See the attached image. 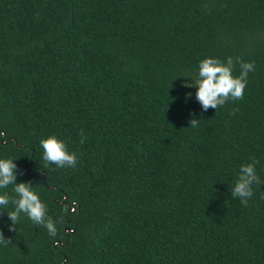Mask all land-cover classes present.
<instances>
[{
  "label": "trees",
  "instance_id": "16d2710c",
  "mask_svg": "<svg viewBox=\"0 0 264 264\" xmlns=\"http://www.w3.org/2000/svg\"><path fill=\"white\" fill-rule=\"evenodd\" d=\"M209 57L255 67L204 111L185 84ZM53 134L75 167L43 160ZM8 158L59 222L10 231L0 189V264H264V183L231 193L253 158L264 181V0H0Z\"/></svg>",
  "mask_w": 264,
  "mask_h": 264
},
{
  "label": "clouds",
  "instance_id": "9594fccd",
  "mask_svg": "<svg viewBox=\"0 0 264 264\" xmlns=\"http://www.w3.org/2000/svg\"><path fill=\"white\" fill-rule=\"evenodd\" d=\"M240 65V74L233 75L235 64ZM254 63L244 62L237 58L228 57L227 61L219 58H205L199 63L198 79L194 83H186V87H197L196 99L201 104L202 109L207 111L209 108L217 109L223 106L228 100H241L248 83L249 72L254 71ZM191 96V93L188 94ZM199 120L192 118L190 127L196 128ZM83 142V141H81ZM43 149V160L53 163L57 167H75L78 158L75 152H69L67 144L57 135H50L41 140ZM256 161L243 164L240 167L239 174L232 188L231 193L234 198H239L244 206H247L249 199L253 196V185L264 183L256 174ZM18 166L12 158L0 159V189L14 185V192L17 196L11 203L15 206L14 211H7L8 218L12 222L9 230L16 231V226L20 215L25 214L34 224L44 226L49 235L55 236L57 233L56 224L48 216V209L39 194L32 187L31 182L17 183ZM10 203L7 193L0 194V211ZM12 243L10 238H5L3 231L0 230V245L7 247Z\"/></svg>",
  "mask_w": 264,
  "mask_h": 264
}]
</instances>
